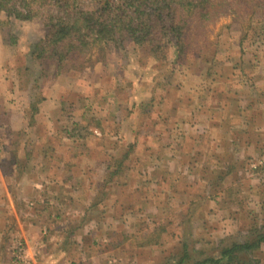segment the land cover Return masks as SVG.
<instances>
[{
	"label": "rangeland",
	"instance_id": "1",
	"mask_svg": "<svg viewBox=\"0 0 264 264\" xmlns=\"http://www.w3.org/2000/svg\"><path fill=\"white\" fill-rule=\"evenodd\" d=\"M250 19L231 9L198 33L193 18L183 61L125 39L60 62L36 58L41 20L1 14L0 264H164L184 246L202 260L259 226L264 152L238 140L253 117L264 146ZM233 95L255 102L246 116Z\"/></svg>",
	"mask_w": 264,
	"mask_h": 264
},
{
	"label": "trees",
	"instance_id": "2",
	"mask_svg": "<svg viewBox=\"0 0 264 264\" xmlns=\"http://www.w3.org/2000/svg\"><path fill=\"white\" fill-rule=\"evenodd\" d=\"M231 9L245 11L251 16L248 29L243 31L241 45L246 41L264 44V0H90V5L80 0H0V15L7 16L6 24H11V19L43 22L46 35L34 47L36 58L60 62H71L85 50H97L101 57L105 56L107 48L114 45L116 49L117 44L123 45L125 39L135 47L149 51L151 57L161 62L170 55L173 45L175 58L183 61L190 47V21L193 18L197 21L196 31L199 33ZM165 38L171 39L172 43L169 40L167 43ZM262 90L264 86L256 91L258 102L263 97ZM232 98L234 101L229 102L240 117L246 116L251 105H255V102L241 101L238 95ZM253 120L251 117L250 124L247 123L242 131L245 137L238 140L246 147L254 146L256 151L264 152V146L254 140ZM228 162L225 160V168L215 174L220 182L230 174ZM117 168L107 167L108 181L120 175ZM113 169L116 172H112ZM164 264H264V215L259 226L242 240H235L222 248L218 257L194 260L184 246L182 254Z\"/></svg>",
	"mask_w": 264,
	"mask_h": 264
},
{
	"label": "crops",
	"instance_id": "3",
	"mask_svg": "<svg viewBox=\"0 0 264 264\" xmlns=\"http://www.w3.org/2000/svg\"><path fill=\"white\" fill-rule=\"evenodd\" d=\"M3 226H5L6 227V223H5V220L4 221H1V223H0V228L1 227H3ZM1 230V229H0ZM39 238V237H38ZM30 240V239H29ZM32 240H34V239H32ZM31 240V241H32ZM2 241H3V239H2ZM27 242L29 243V241L27 240ZM33 242V241H32Z\"/></svg>",
	"mask_w": 264,
	"mask_h": 264
},
{
	"label": "built area",
	"instance_id": "4",
	"mask_svg": "<svg viewBox=\"0 0 264 264\" xmlns=\"http://www.w3.org/2000/svg\"><path fill=\"white\" fill-rule=\"evenodd\" d=\"M19 251H21V250L19 249ZM23 259H25V256H23L20 260H23Z\"/></svg>",
	"mask_w": 264,
	"mask_h": 264
}]
</instances>
